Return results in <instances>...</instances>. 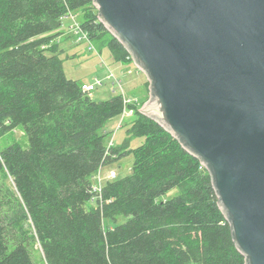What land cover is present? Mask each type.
Segmentation results:
<instances>
[{
  "label": "trees",
  "instance_id": "trees-1",
  "mask_svg": "<svg viewBox=\"0 0 264 264\" xmlns=\"http://www.w3.org/2000/svg\"><path fill=\"white\" fill-rule=\"evenodd\" d=\"M77 10L100 50L130 56L93 0H0V137L20 127L28 138L0 149V264H247L210 170L178 138L137 109L127 133L144 142L108 143L123 95L95 100L59 56L62 19ZM130 154V173L95 190Z\"/></svg>",
  "mask_w": 264,
  "mask_h": 264
},
{
  "label": "water",
  "instance_id": "water-1",
  "mask_svg": "<svg viewBox=\"0 0 264 264\" xmlns=\"http://www.w3.org/2000/svg\"><path fill=\"white\" fill-rule=\"evenodd\" d=\"M146 73L140 111L210 170L247 264H264V0H93Z\"/></svg>",
  "mask_w": 264,
  "mask_h": 264
},
{
  "label": "rangeland",
  "instance_id": "rangeland-1",
  "mask_svg": "<svg viewBox=\"0 0 264 264\" xmlns=\"http://www.w3.org/2000/svg\"><path fill=\"white\" fill-rule=\"evenodd\" d=\"M82 18H84V14L80 10L71 11L69 15L62 19L61 28L59 29V32H61L59 36L61 37L58 36L56 39L59 47V56L63 59L66 75L83 83L101 81V83L97 84L96 89L91 92V96L95 100H105L112 95L121 94L119 83L121 84L124 96L131 101L128 105L127 114L112 118L105 124L104 129L108 132L107 140L109 144L118 146L124 144L127 140L128 149L135 148L141 145L145 138L144 136L129 137L127 129L136 117V110L139 109L140 111V108L150 98V83L147 81L146 73L139 68L131 56L122 61H115L108 46H104L100 50L99 44L102 42L101 40L93 43L90 38V40H87L86 37L74 34L72 26L79 25ZM110 33L103 37V43L110 40L112 35ZM90 43L94 45L93 50L89 49ZM111 73L114 75L111 76ZM14 142H18L24 147L28 145V138L20 127L0 137V149ZM133 160L134 156L130 154L112 165L106 166L96 174L94 184L98 185L101 181L103 185L112 170L116 171L117 177L130 173ZM8 182L12 185L11 179ZM91 204L89 202V205ZM122 221H124V218L120 216L119 222ZM105 223L108 224L107 218ZM33 253L37 259H40L41 250L37 244Z\"/></svg>",
  "mask_w": 264,
  "mask_h": 264
},
{
  "label": "built area",
  "instance_id": "built-area-1",
  "mask_svg": "<svg viewBox=\"0 0 264 264\" xmlns=\"http://www.w3.org/2000/svg\"><path fill=\"white\" fill-rule=\"evenodd\" d=\"M72 29H73V33L74 34H76V35L79 34L81 37H86L87 40H90L88 33L84 30V28L82 27V24L81 23L79 25L72 26ZM93 48H94V45L92 43H90L89 49L90 50H93ZM113 75L114 74L111 73V76H113ZM98 83H101V81H97V83H82V89L84 91H86V92H88V93L91 94V92L96 89ZM119 85L121 87V91H122L121 94L123 95L124 102H125V107H124L123 113L121 114V116L122 115L124 116V115L127 114V109L129 107L128 105H129V103L131 101H130V99H127L124 96L123 88H122V86H121L120 83H119ZM128 114H130V113H128ZM116 176H117L116 171L115 170H112V171L109 172L108 178H106V179H114ZM101 187H102V182L101 181H100V183L98 185L95 184V190H101Z\"/></svg>",
  "mask_w": 264,
  "mask_h": 264
},
{
  "label": "crops",
  "instance_id": "crops-1",
  "mask_svg": "<svg viewBox=\"0 0 264 264\" xmlns=\"http://www.w3.org/2000/svg\"><path fill=\"white\" fill-rule=\"evenodd\" d=\"M146 78H147V76H146ZM147 81L149 82L148 78H147Z\"/></svg>",
  "mask_w": 264,
  "mask_h": 264
}]
</instances>
